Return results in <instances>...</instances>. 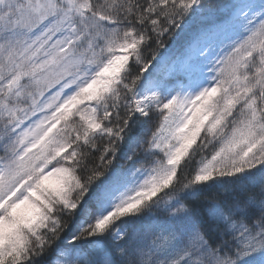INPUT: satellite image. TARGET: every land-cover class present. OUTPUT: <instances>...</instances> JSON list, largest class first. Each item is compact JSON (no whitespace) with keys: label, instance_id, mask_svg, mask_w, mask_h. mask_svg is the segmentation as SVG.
Segmentation results:
<instances>
[{"label":"snow or ice","instance_id":"obj_1","mask_svg":"<svg viewBox=\"0 0 264 264\" xmlns=\"http://www.w3.org/2000/svg\"><path fill=\"white\" fill-rule=\"evenodd\" d=\"M0 264H264V0H0Z\"/></svg>","mask_w":264,"mask_h":264}]
</instances>
